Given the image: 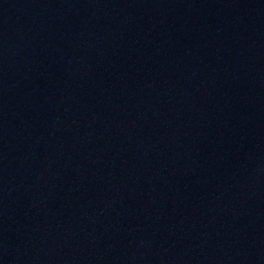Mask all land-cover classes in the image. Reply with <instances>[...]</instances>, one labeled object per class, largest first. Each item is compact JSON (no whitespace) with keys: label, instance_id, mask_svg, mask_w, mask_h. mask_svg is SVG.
Segmentation results:
<instances>
[{"label":"water","instance_id":"water-1","mask_svg":"<svg viewBox=\"0 0 264 264\" xmlns=\"http://www.w3.org/2000/svg\"><path fill=\"white\" fill-rule=\"evenodd\" d=\"M0 264H264V0H0Z\"/></svg>","mask_w":264,"mask_h":264}]
</instances>
